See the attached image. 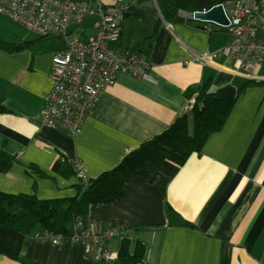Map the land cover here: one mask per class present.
Returning a JSON list of instances; mask_svg holds the SVG:
<instances>
[{
	"label": "crops",
	"instance_id": "1",
	"mask_svg": "<svg viewBox=\"0 0 264 264\" xmlns=\"http://www.w3.org/2000/svg\"><path fill=\"white\" fill-rule=\"evenodd\" d=\"M160 13L153 0H140L124 19L120 40L109 44L117 53L139 55L153 81L119 74L73 136L39 124L53 87L51 60L65 50L64 39L40 37L0 15V41L15 46L0 51V150L8 156L0 159V192L75 198L81 179L54 172L61 157L78 161L95 179L168 130L201 88L238 92L253 82L200 153L183 166L167 161L138 171L120 199L92 206L80 222L106 240L114 264H264V63L258 82L223 57L213 65L193 63L196 55L228 46L231 36L192 13L180 11L174 24ZM97 26L98 20L80 39L93 37ZM109 232L114 235L106 238ZM124 240L130 256L142 244V263L118 258ZM0 264L106 263L94 261L82 243H58L40 229L23 235L3 227Z\"/></svg>",
	"mask_w": 264,
	"mask_h": 264
},
{
	"label": "built area",
	"instance_id": "2",
	"mask_svg": "<svg viewBox=\"0 0 264 264\" xmlns=\"http://www.w3.org/2000/svg\"><path fill=\"white\" fill-rule=\"evenodd\" d=\"M139 1L0 0V15L40 37L54 36L65 41V50L51 60L53 87L46 98L39 124L64 130L73 136L100 94L115 84L119 74L153 81L148 64L139 55L117 53L109 48L110 43L120 40L123 21ZM153 1L158 6V1ZM219 5L228 24L211 23L226 30L231 43L217 53L196 55L191 62L208 66L223 57L234 62L249 81H261L256 74L264 63V0H238ZM194 15L192 13L191 17L195 19ZM92 16L98 20L93 37L83 41L70 35L72 25L82 27L85 19ZM195 105L196 98L192 97L188 100L186 112H192ZM66 161L69 160L62 159V163ZM69 162L81 180H89L78 161ZM80 221L78 219L73 225V236L50 237L58 243L66 239L82 243L94 261L114 264L116 258L106 240L92 234V229L84 230ZM112 235L114 232H109L106 238Z\"/></svg>",
	"mask_w": 264,
	"mask_h": 264
},
{
	"label": "trees",
	"instance_id": "3",
	"mask_svg": "<svg viewBox=\"0 0 264 264\" xmlns=\"http://www.w3.org/2000/svg\"><path fill=\"white\" fill-rule=\"evenodd\" d=\"M163 20L167 24L180 22L179 12H203L219 4L238 0H157ZM15 46L0 41V51H13ZM253 85L248 82L245 86ZM244 88V89H245ZM237 92L235 101H220L211 86L198 92L196 105L191 113L178 118L168 130L155 136L131 152L114 168L95 179L81 180L77 196L72 199L40 200L35 196L12 195L0 192V229L8 228L23 235L40 229L45 236H73V225L88 215L94 205L111 204L123 196L127 180L140 170L164 162L183 166L194 153H200L210 136L223 129L236 100L243 93ZM193 92L189 95L192 97ZM8 158L0 150V159ZM61 157L54 165V172L69 178L78 175L69 162ZM127 240L122 243L118 258H130L142 263L144 247L138 244L135 254L129 255Z\"/></svg>",
	"mask_w": 264,
	"mask_h": 264
},
{
	"label": "water",
	"instance_id": "4",
	"mask_svg": "<svg viewBox=\"0 0 264 264\" xmlns=\"http://www.w3.org/2000/svg\"><path fill=\"white\" fill-rule=\"evenodd\" d=\"M161 15V13H160ZM162 16V15H161ZM195 20L198 21H204V22H217L222 26H225L228 24V20L226 18V15L224 13L223 8L219 5V7L213 8L212 10L204 13V12H195ZM18 48L22 47V45L17 46ZM237 96V90L236 88L232 86H228L226 88H223L219 90L216 93V98L220 101H227V102H233L235 101Z\"/></svg>",
	"mask_w": 264,
	"mask_h": 264
},
{
	"label": "rangeland",
	"instance_id": "5",
	"mask_svg": "<svg viewBox=\"0 0 264 264\" xmlns=\"http://www.w3.org/2000/svg\"><path fill=\"white\" fill-rule=\"evenodd\" d=\"M84 1L88 2L90 0H84ZM96 21H97V18L94 17V16L87 17L85 19V21H84L85 23H84V26L83 27L71 26L70 29L75 33L74 36L80 37L81 36V33L83 31L86 32L91 25H94V24L96 25ZM87 35H89V34H87Z\"/></svg>",
	"mask_w": 264,
	"mask_h": 264
},
{
	"label": "bare ground",
	"instance_id": "6",
	"mask_svg": "<svg viewBox=\"0 0 264 264\" xmlns=\"http://www.w3.org/2000/svg\"><path fill=\"white\" fill-rule=\"evenodd\" d=\"M196 101H197V100H196ZM186 113H188V112H186ZM189 113H191V112H189ZM189 113H188V114H189Z\"/></svg>",
	"mask_w": 264,
	"mask_h": 264
}]
</instances>
